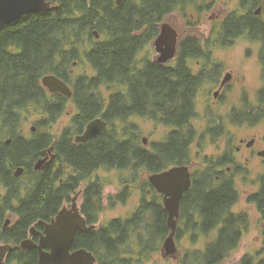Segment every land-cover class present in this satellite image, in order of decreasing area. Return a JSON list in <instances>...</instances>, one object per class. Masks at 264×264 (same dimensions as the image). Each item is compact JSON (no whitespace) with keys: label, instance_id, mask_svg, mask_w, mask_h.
Segmentation results:
<instances>
[{"label":"trees","instance_id":"obj_1","mask_svg":"<svg viewBox=\"0 0 264 264\" xmlns=\"http://www.w3.org/2000/svg\"><path fill=\"white\" fill-rule=\"evenodd\" d=\"M49 1L50 10L30 13L0 29V188L5 190L0 197V243L19 244L34 224L54 217L87 181L82 212L88 223H96L103 210L104 184L100 178L91 180L95 172L131 171L137 180L142 179L141 172L150 174L188 164L191 146L200 136L194 124L198 118L196 99L206 77L195 75L188 60L204 56V43L190 37L181 47L178 65L168 68L152 58H139L157 37L158 23L165 15L198 0H125L120 5L117 0ZM263 2L241 0L246 15L233 11L223 20L215 31L218 44L231 46L239 38H246L264 46V22L252 12ZM95 30L99 39L93 34ZM84 59L93 73L74 76L73 68ZM261 60L264 64V51ZM45 73L64 79L73 97L49 93L42 84ZM69 103L78 112L72 127L65 128L55 142L51 127ZM30 115L40 120L36 122L37 131L26 137L21 128ZM97 117L108 122L107 128L93 140L75 143V135ZM135 117L168 127L166 140L153 143L151 149L144 146L139 125L131 121ZM239 118L234 114L233 121ZM215 136L213 142H217ZM52 146L55 159L45 169L35 170L34 165ZM216 162L221 164L223 159ZM20 166L24 173L18 177L15 172ZM259 181L258 191L248 200L256 205L264 227V174ZM148 187L157 193L149 180H141L143 198L131 218L77 232L74 248L92 251L97 264H141L154 251L152 242L170 233L162 195L157 193L148 199ZM128 192L118 199L125 200ZM239 199L231 180L216 186L210 171L193 177L181 200L182 220L187 226L178 228L177 238L194 230L192 239L198 241L210 230L196 224L213 223L223 225L225 239L204 249L185 251L180 264H219L229 259L247 225L229 212ZM8 213L17 218L4 228ZM145 216L153 219L152 225L144 223ZM140 227L148 239L137 235L139 248L129 250L130 238L139 233ZM38 254L35 248L13 250L2 264H38ZM241 264L264 261L246 256Z\"/></svg>","mask_w":264,"mask_h":264},{"label":"rangeland","instance_id":"obj_2","mask_svg":"<svg viewBox=\"0 0 264 264\" xmlns=\"http://www.w3.org/2000/svg\"><path fill=\"white\" fill-rule=\"evenodd\" d=\"M208 5H211L210 8H207ZM258 6L255 7V9H258ZM195 7L196 8H187L185 11L186 15L184 14L186 17L184 18L190 19L191 16L194 15L193 19L201 21V23L197 27V30L199 29L200 32L197 31L196 35L203 39V43L206 46L207 50L214 48L216 56L214 58V63H216V65L218 63L219 66L221 65V68L223 67L222 78L227 72L231 71H233L239 78H243V76L245 75V78L242 80V82H233L230 90L228 91L230 104L233 105V108H235V106L238 107L242 104V95L243 93H246L247 89L252 92H256L258 87H260L259 82L255 79V73H261V65L258 58L259 54L256 48V46L260 44L251 42L246 38H239L231 46H223L218 44L217 42L215 31L218 29V27H220V24L223 22L226 16L233 11H238L242 14L245 13V11L242 9L241 0H218L217 2H213L212 0H198V2L195 4ZM211 17L213 18L211 19ZM206 36L208 38H206ZM220 46L226 48L220 49ZM156 55L157 52L155 50V47L150 43L140 54L139 58L154 59ZM84 73H93L91 65L85 59L80 64L75 65L72 74L74 76H79ZM243 82L245 85H243ZM215 88V85L207 84L204 85L200 90L199 97L196 100L197 110L199 112V118L194 121L196 127H202L203 123L205 124V119L200 117L202 115L208 116V120H210L214 117L217 118L218 115L223 117L225 113L223 111L222 114H216L211 106H209V103L213 99V95L211 92H213ZM77 112V108L73 103H69L67 105L64 114L57 120L58 122H56L51 127L54 141L58 140L59 135L65 128L72 127L73 118L75 117ZM234 114H237V111L234 110L232 112L231 118H227L228 121H226L225 124L228 126V132L224 133L226 143H228L231 147L238 145L239 139L242 137L250 139L253 136H264V125L261 124L253 126V124L242 122L241 118L233 121ZM38 120H40L39 116L30 115L21 128V134L26 137L32 136V133L37 131L36 122ZM131 121L139 125L143 144L144 138L147 139V144H144V146L151 149L153 143L164 142L166 140L169 132L168 127L158 125L154 121L143 117H135L131 119ZM209 124H211V121H209ZM32 127H35L36 129L33 130ZM221 142L223 143L224 141L220 139L217 142H213L211 140L206 141L204 139L199 141L198 143H195L191 148V159L211 163V161L215 159L213 158V155H217V152L219 150L216 144L219 145V143ZM199 150L202 152L200 156L198 154ZM238 166H240L238 167V177L235 180L237 183L236 186L240 193V200L233 207V211L235 213L244 214L242 219L246 221L247 225L245 228H243V234L239 240L237 247L234 249L229 259L226 261L227 264H241L242 259L246 256L253 257V260L257 262L261 260L264 261V252H262L264 244V227L262 226L260 220L261 214L260 212L258 213L256 205L248 200L250 194L258 191L259 189L258 180L264 173V165L258 159H256L255 161L250 160L249 164L246 165L245 161L242 159L240 160V163H238ZM140 175L142 179H140L139 177L136 180L133 178L131 171H121L116 169H100L93 174L91 180L100 178L102 183L104 184L102 195L103 199L101 200L103 210L100 213V220H98L99 222H97V224H100L102 222V225H106L115 219L126 220L133 216V214L138 210L143 198V191L140 188V182L143 179L148 180L149 174L146 172H141L139 176ZM24 180L27 181V177L24 178ZM88 182L89 181L83 183L80 189H85ZM127 189L129 190V192L126 193L125 200L118 199V196H120ZM146 192L147 193L145 197H148V199L150 200L157 194L152 191L151 187H148ZM4 194L5 190L3 188H0V197ZM74 196L75 195H72V197ZM113 197L117 198L113 199ZM83 202L84 200L80 199L79 205L82 206ZM70 204L71 202H66L65 205ZM16 218L17 217L11 213H8L6 216V220H11L10 224L15 221ZM144 223L147 225H152L153 219L151 217H146ZM138 231L139 233L132 235L130 238V245L128 246L129 250L139 248L137 235H140L143 239H148L147 233L146 237L143 235V230L141 229V227ZM193 231L184 232L183 236L178 239L180 252L183 254L187 250L191 249L193 251L197 249H204V247L206 246L205 244L207 242H205L204 238L207 237V235H203L200 237L201 239L199 238L198 241H195L192 239V237H194L192 234ZM163 241L164 239H156V241L154 240V242H152L151 248H155L156 250L153 249L154 251L152 252V254H150L147 259L145 258V260H143L141 264H180V260L176 261L175 259H165L162 257L160 248L163 244ZM1 245H3V243H0V247ZM5 262L6 261L4 260L3 263Z\"/></svg>","mask_w":264,"mask_h":264},{"label":"flooded vegetation","instance_id":"obj_3","mask_svg":"<svg viewBox=\"0 0 264 264\" xmlns=\"http://www.w3.org/2000/svg\"><path fill=\"white\" fill-rule=\"evenodd\" d=\"M123 1H125V0H123ZM212 1L217 2L218 0H212ZM196 3L188 2L186 7L187 8H189V7L196 8L195 7ZM210 6L211 5H208L207 8L208 7L210 8ZM259 6L261 8V11H260V13H256L258 11V9H260ZM259 6H258V9L254 8L255 10L252 11L253 16L261 19L264 22V2L261 3ZM186 7H185V9L179 8L178 10H173L172 12L165 15L163 17V19L158 23L159 33L161 32L162 25L168 24L173 30H175L176 39H177L176 55L172 59L168 60V62L162 63V62L157 61L158 54L156 55V58H154V60L159 65H161L163 67L168 68V67L178 65L177 60L180 57L181 47L185 43V41H187L190 37L195 36L196 38L201 40L203 43V39L201 37H199L198 35H196L197 31L200 32L199 29L197 30V27L199 26L201 21H197L196 19H193L194 15H192L190 19H185L184 17H186L185 16L186 15L185 11L187 9ZM259 14H261V15H259ZM244 15H246V14L243 13L242 16H244ZM212 18L213 17H211V19ZM159 33H158V35H159ZM206 38H208V37L206 36ZM154 39H153V41H154ZM153 41H151V43ZM249 41H251V40H249ZM251 42H253V41H251ZM254 43L259 44L257 42H254ZM219 48L222 49V48H226V47L220 46ZM256 48H257L258 54H259L258 58H259L260 65H261V73L259 72V74H258L256 72L255 73L256 74L255 79L259 82L260 87H258L256 92H252L249 89H247L245 94L244 93H243V95L241 94L243 96V98L241 99L242 104L239 105L238 107H235V108H233V105H231L229 102L228 91L230 90L233 82H242V80L245 78V75L243 76V78H239L233 71H231V72H227L225 74V76L222 78L223 67L220 68L221 66L216 65V63H214V58L216 57L214 48L207 50V48L204 44L201 46V49L204 52V56H201L199 58H190L188 60V64H189L190 68L193 70L195 75H203L204 77H206V81H205L204 85L213 84L216 87L213 90V92H211V90H210V92L213 95V99L209 103V106H211V108L214 110V112L216 114H222L223 111L225 112L223 117L218 115L217 118L214 117L210 120H208L209 119L208 116H205V115L200 116L203 119H205V124L203 123L202 127H197L198 131L200 132V136L198 137V139L195 143H198L200 141V139H202V138H204L206 141H210V140L212 141V139H214L213 137L215 136V134L218 133L219 136H217V137L215 136V138L218 140L222 139V141H224V142L219 143V145L216 144L218 146V149H219L217 152L218 156L216 154H214L213 157L216 159H213L212 161L216 162L219 158L220 159L222 158L223 162H221V164H217V162L212 164V163L199 161L196 159L189 160L188 164H183V165L188 166L190 168L192 181H193V177L196 174H198V175L200 174V177H201L205 172L210 171L213 178H214L216 186L223 185L226 180H231L233 182L236 190L239 191L237 186H236L237 183H236L235 179L238 177V172H239L238 167H240V166H238V163H240V160L243 159L245 161V164L247 165V164H249L250 160L255 161L256 159H258L264 165V136L263 137L253 136L250 139L242 137L239 139V144L234 146V147H231L228 143H226V138L224 136L225 135L224 133L228 132V126L225 123H226V121H228L227 118H231L233 110L237 111V114L240 116L242 122H246L247 124L248 123L253 124V126L261 125V124L264 125V64L261 60V53L264 51V46L262 44H260V45L256 46ZM228 74H230V79L227 81V83L222 85L223 80L225 79V77ZM243 85H245L244 82H243ZM210 92H209V94H210ZM199 93L197 95V98L199 97ZM69 99H71V98H69ZM239 109L242 111H240ZM198 118H199V112H198ZM209 121H211V124H209ZM8 139H11V138H8ZM195 143H193L192 146ZM53 146L51 148H49L44 153L45 156L41 158V159L45 160V162H44L45 166L40 170L45 169L55 159L56 155H55ZM192 146H191V148H192ZM198 154L200 156L202 154V152L199 150ZM190 155H191V153H190ZM241 155L243 158L241 157ZM239 158H240V160H239ZM41 159H39V160H41ZM173 166H179V165L178 164L172 165V166L168 167L167 169H169ZM241 167H243V166H241ZM167 169H165V170H167ZM263 169H264V167H263ZM153 173H155V172H153ZM150 174H152V173H150ZM224 179H226V180H224ZM151 186H152V188H154V186L152 184H151ZM258 186H260L259 180H258ZM80 187L78 188V190L74 194L75 195L74 197H77L78 205H79L80 199L84 200V190L85 189H80ZM74 197H72V199H71V204L73 202ZM236 203L229 209V212L231 215L235 216V218H243L244 214L235 213L233 211V207L236 205ZM65 204L66 203H64L62 208L71 206V204H70V206L65 205ZM163 206H164V203H163ZM80 209L82 212V206H80ZM164 209H165V206H164ZM256 209H257V207H256ZM257 211H258V209H257ZM166 212H167V226H168L169 215H168L167 210H166ZM258 213H259V211H258ZM82 214L84 215L83 212H82ZM84 216L87 220L86 215H84ZM52 218L53 217H51L50 220H47V221L50 222L52 220ZM182 219L183 218H182V213H181V208H180V216L178 219L177 230H178V228H185L187 226L186 222L183 221ZM97 222H99V221H97ZM97 222L96 223H88V220H87V223L89 225L95 224L96 225L95 229H99L102 225L101 224L102 222L100 224H97ZM34 225L36 226V229L38 231L45 233L44 226L40 225L39 222H38V224H34ZM196 225L199 227H202V228L206 227L210 230L207 237L204 238L205 242H207L205 245L212 244V243H215L217 241H221V240L225 239V238H222V233H221V230L223 228L222 224L197 223ZM37 226H38V228H37ZM177 230H176L175 237L178 240ZM242 234H243V231H241L240 236H242ZM29 237H30V233H29L27 238H29ZM40 238H41V235L39 233H36L32 236V239L36 242H39ZM165 239H164V241H165ZM164 241H163V244L160 248L161 255L163 258L175 259L176 261H179L180 259L183 258L184 254L180 252L179 247H177L178 250H177L176 254L171 255V256L166 255L164 248H163ZM16 245H18V244H16ZM29 249H31V248H29ZM35 249L38 251L37 248H35ZM77 249H79V248H74V244H73L72 251H75ZM7 255H6V258H7ZM6 258H5V260H6ZM97 263H98V258H97ZM230 264H232V263H230Z\"/></svg>","mask_w":264,"mask_h":264},{"label":"water","instance_id":"obj_4","mask_svg":"<svg viewBox=\"0 0 264 264\" xmlns=\"http://www.w3.org/2000/svg\"><path fill=\"white\" fill-rule=\"evenodd\" d=\"M120 5L123 0L116 1ZM52 8V2L49 0H0V29L4 26L22 18L25 15L38 11H47ZM261 8L256 13H260ZM96 38H100L97 30L93 32ZM158 54L157 61L165 63L176 55V32L168 24L162 25L161 32L152 42ZM230 79L228 74L222 82V85ZM42 84L50 93H61L67 98L73 97L71 86L62 78L55 74H46L42 78ZM108 126V122L97 117L91 120L84 132L75 137L77 143H86L97 138ZM32 129H36L32 127ZM11 142V139H8ZM144 144L147 139L144 138ZM45 160H39L35 169L40 170ZM24 173V167L20 166L16 169L15 175L21 176ZM149 182L161 194H164L163 203L168 211V227L170 234L164 241V251L166 255L176 254L177 245L175 235L177 230L178 219L180 216L181 200L191 185L190 168L185 165L173 166L167 170L152 173L148 176ZM11 220L7 219L4 228L10 224ZM40 225L45 228V233L36 229L33 225L30 229V237L21 241L18 245L5 243L0 247V264L6 258V255L18 249L27 250L29 248H37L39 252L38 264H96V255L86 249L79 248L72 251V247L79 231L89 232L96 228L95 224L89 225L85 216L82 214L77 197L73 198L70 207H64L52 218V220H40ZM36 233L41 235L40 241L35 242L32 236ZM226 264V263H219Z\"/></svg>","mask_w":264,"mask_h":264},{"label":"bare ground","instance_id":"obj_5","mask_svg":"<svg viewBox=\"0 0 264 264\" xmlns=\"http://www.w3.org/2000/svg\"><path fill=\"white\" fill-rule=\"evenodd\" d=\"M259 8H260V6H259ZM74 11V10H73ZM74 13V12H73ZM256 14V13H255ZM259 15H261V14H259ZM185 39V38H184ZM152 44V43H151ZM156 58V57H155ZM168 62V61H167ZM161 64V63H160ZM217 65H218V63H217ZM221 66V65H220ZM221 68V67H220ZM219 68V69H220ZM46 74V73H45ZM45 87V86H44ZM46 88V87H45ZM47 89V88H46ZM48 90V89H47ZM50 93V92H49ZM54 94V93H53ZM67 98V97H66ZM236 107V106H235ZM241 109V108H240ZM234 111V110H233ZM240 111H242V110H240ZM76 113V112H75ZM144 115V114H143ZM74 117V116H73ZM231 121H232V119H231ZM58 122V121H57ZM185 126V125H184ZM86 127V126H85ZM80 134H82V133H80ZM77 135H79V134H77ZM76 135V136H77ZM56 142V141H55ZM75 143H77V142H75ZM153 143V142H152ZM53 154V153H52ZM56 155V154H55ZM44 157V156H43ZM220 157V156H219ZM214 158V157H213ZM216 159V158H215ZM67 170V169H66ZM68 171V170H67ZM71 171V170H70ZM162 171H164V170H162ZM159 172H161V171H159ZM155 173H158V172H155ZM36 174V173H35ZM264 174V173H263ZM262 174V175H263ZM224 180H226V179H224ZM28 184V183H27ZM155 189V188H154ZM156 190V189H155ZM156 192L157 193H159L157 190H156ZM159 194H161V193H159ZM163 197H164V194H161ZM163 197H162V200H163ZM248 198V197H247ZM240 200V199H239ZM71 202V201H70ZM70 206V205H69ZM59 212V211H58ZM200 214V213H199ZM14 218V217H13ZM124 220V219H123ZM47 221V220H46ZM6 222V221H5ZM122 222V221H121ZM36 224H38V223H36ZM140 224V223H139ZM41 227V226H40ZM37 228H38V226H37ZM126 231V230H125ZM189 231V230H188ZM135 232V231H134ZM86 233V232H85ZM194 233V232H193ZM129 236V235H128ZM200 238V237H199ZM199 238H198V240H199ZM36 242V241H35ZM175 242H176V245H177V247H179V245L177 244V241H176V237H175ZM4 244V243H3ZM112 244V243H111ZM104 246V245H103ZM102 248V247H101ZM12 252V251H11ZM39 255V254H38ZM101 257V256H100ZM118 257V256H117Z\"/></svg>","mask_w":264,"mask_h":264}]
</instances>
